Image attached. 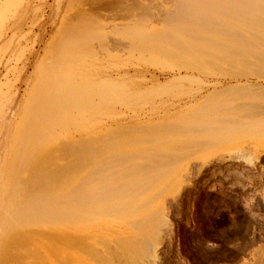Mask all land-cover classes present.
Segmentation results:
<instances>
[{"label":"rangeland","instance_id":"374dc122","mask_svg":"<svg viewBox=\"0 0 264 264\" xmlns=\"http://www.w3.org/2000/svg\"><path fill=\"white\" fill-rule=\"evenodd\" d=\"M236 7L240 18L226 20L245 28L240 36L204 41L228 51L188 48L196 20L186 12ZM262 12L264 0H0V264H129L138 247L136 264H264V156L247 163L254 148H264V128L262 136H237L230 148L218 137L224 117L264 122ZM50 76L56 87L44 88ZM54 91L78 98L66 105L71 112L61 114L67 121L52 130L56 143L45 154L56 147L52 155L67 165L77 142L90 153L96 142L109 143L110 160L98 171L112 181L110 198L119 197L112 203L125 196L121 202L144 207L126 210L127 218L111 214L97 224L99 235L64 236L61 223L45 222L50 227L27 223L30 232L7 236L18 208L8 199L26 108ZM24 204L17 211L27 217Z\"/></svg>","mask_w":264,"mask_h":264},{"label":"bare ground","instance_id":"6f19581e","mask_svg":"<svg viewBox=\"0 0 264 264\" xmlns=\"http://www.w3.org/2000/svg\"><path fill=\"white\" fill-rule=\"evenodd\" d=\"M232 9L233 8H231L229 10L230 12L227 9H225L227 11L218 10V11H210V12L209 11H205V12L203 11L202 12L201 10L198 9L201 13H195L197 11L193 10L194 14L186 12L185 15H187L189 17L194 16L195 20H196L194 29L193 28H191L193 30L189 29L190 36L188 35V37H190L191 41L190 40H188V41H190L191 43L189 42L188 48L192 52L198 51L200 49H206V50H209L211 52L212 50L213 51H217L215 49H219L218 51H220V52H222V54H224L226 51H228L231 47H227L225 45H223L222 47H218V46H215V45L207 44L204 41L206 39V42L209 41L208 43H211L210 40H208L210 38H211V41H214V40L217 41L218 39L219 40H221V39H223V40L225 39L226 40L233 34L236 35V36H240V34L242 32V29H245V28H241L240 27L239 29H241V30H236V28L231 29V27L229 28L230 25H228V24H230V22L227 21L226 19H227V17L233 16V15H236L237 16L236 18H240L238 16L240 15V13H242V10H241V8H237V7L234 8L235 10H233V11H232ZM256 11H258V10H256ZM256 11L254 10V12H249V13H251V15H255V13H257ZM230 13H234V14L229 15ZM262 13L264 14V12H262ZM257 14L260 15L259 12ZM263 14H261V15L264 16ZM215 22H218V23H215ZM196 24L198 26H196ZM212 24H214V26H216L217 24H221V25H217L216 28H218V29H216L215 27H213ZM209 27H211V28L213 27V29H211ZM181 28L178 29V30L179 31L180 30H182V31L184 30L183 32H185L187 30V29L185 30L184 28H182V29ZM215 37H216L217 40L214 39ZM195 39L198 40V41H196ZM212 39H214V40H212ZM166 40L167 39H165V41ZM192 40H195V41L192 42ZM74 46L75 45H73V47ZM184 47L187 49L186 46H184ZM234 47H236V46H234ZM74 48H76V47H74ZM235 49H236V51L240 52V47L239 46L237 48H235ZM51 76L50 77H46V80L44 82V88H46V86H50V85H52V87L55 86L54 85L55 81L52 79L53 77L51 78ZM187 81H188V79H187ZM258 88H259V86H258ZM38 89L40 91V87ZM41 90H43V89H41ZM231 90H229L228 93L227 92H225V93L230 94ZM37 93H38V91H37ZM68 93L69 92H67V94ZM67 94L59 93V92H55L54 91V93H52L50 95L47 94L45 96L43 95L40 100L38 99L37 101H35L34 104L36 103L35 105H37V106L35 107L34 110H32L33 108H31L32 105H30V104L27 106L28 109L26 108V111H28V110L29 111L28 112L25 111L26 113H25V116H24V119H23V124H22L23 127L20 129V133L18 134V148L15 151V158L13 159L14 160L15 172H14V175H13L12 185H14V186L11 189L12 191L10 190L11 191V193H10L11 199H8V200L10 201L11 205H13V204L18 205V208H19V206L20 207L22 206L20 204H22L23 202L26 203V204H24L23 208L26 206L27 209H29V211H28L29 214L26 213L27 212L26 211L25 214H27V217L26 216L23 217L24 213L20 214V211L18 213L17 206L15 207L13 205L14 208L16 209L15 210V212H16L15 214L16 215L14 214L16 217H15V220L13 221V223H12V220L14 218L11 219V222H10L12 224L11 227L9 226L10 225V223H9V225L7 226L8 228H6L5 231H4L5 233L3 232L5 235L7 234V236H8V234H9V236L14 234L15 231H17L16 233L18 234V233L22 232V229H25V230H27V232H30V230L28 231V228L27 229L25 228V227H27L25 225L27 223H28V227L31 226V225L32 226L37 225V223H38V225L34 226L33 228H40V227H44V226L47 228V227H50L52 225H56V224L61 223L59 225H61V227H62V231L61 232L64 234V236H65V234L68 236V235H71L73 233H75V234H81V233L83 234V233H85V235L89 234V233H93V234L95 233L96 235H99L100 232H98L99 229L96 227L97 224H100L101 222H103L106 219H108V217L111 214L112 215L114 214L116 216V214L118 215L120 213L119 215H121L123 212L125 213L126 210H127V213H126L127 215L134 214V213L136 214V213L139 212L141 207L142 208L144 207L142 205L140 206L139 204H138V207H137V205H136L137 204V202H136L137 200H135L136 203L133 201L132 203H134V204L131 203L132 205H130L129 203H126V202H121L122 198H124L125 196L121 198V201H119V202H117L115 204L112 203L114 201H111V198H112V200H114L116 196H117V198H119V197H118V195L115 194L116 196L113 195L114 197L111 196V198H110V195H111L110 194L111 185L109 184L110 180H107V177L105 175H103L102 173H99V171H98V170H100V172H101L103 164L106 163L107 161L109 162V160H110V157H109L110 155H108L110 151H108L109 148L106 147V145H108L109 143L106 144L105 147H100L102 144L100 146H97L98 143L95 140L96 144L94 146H92L94 155L89 158L88 155H87L88 153H90L89 152V150H90L89 147L85 146L84 144H81L80 143L81 141L79 143L77 142L76 143V148H77L76 149V153L78 155L76 154L77 156L75 157V160L72 163L67 164V165H60V163L58 162L59 160L57 161L58 158L54 157L52 155L51 152L53 151V149H56V147L53 148L50 152L45 154L46 150H48V149L45 150V148L47 146L49 148L51 145L56 143V139L55 138L57 136L52 133V130L57 128V127H61L62 124H65L64 121H67V120H64L67 117L66 115L63 116L64 117V119H63L64 121H61V119H62L61 114H65V112L66 113L67 112H71V110L70 111H68V110L65 111L66 105L70 104L71 100H72V102H71L70 105L71 106L74 105L72 103H75L76 100L73 101V98L74 97H76V99L78 98L77 95H70L69 94L71 96V97L69 96L70 99H71L70 100L66 96ZM233 94H235V93L233 92ZM216 95H217V93H216ZM218 95H223V94L220 93ZM83 96H82V98H83ZM209 99H210V97H209ZM39 101H40V103H39ZM85 101H86V99H85ZM76 105H81V104H78V102H77ZM39 107L41 108V110L39 109ZM51 107H52V109H51ZM67 107H70V106L68 105ZM74 108H75V106H74ZM30 109H31V111H30ZM230 109H231V107H230ZM35 110H36V112H35ZM39 110H40V113H42V111L44 110L43 116L41 114H40V116L37 114L39 112ZM63 110H64V112H63ZM33 111H34V113H33ZM231 111H233V110H231ZM29 112L30 113L32 112L34 115H32V113L30 114ZM232 114L234 115V114H238V113H232ZM38 116H39V118H38ZM54 116H56L55 117L56 121L54 120ZM40 117H42V118H40ZM237 117H239V115ZM68 118H66V119H68ZM230 118L229 117H224L225 121L223 120L222 123L223 122H225V123L221 124V125H223V130L219 131V134H220V132H223V133H221V136L220 135L218 136V137H222L223 138L224 141H222V142L228 148H230L231 142L237 136L238 137H242L243 133H246V132L249 135L251 134V136H252L253 135L252 133L256 132L255 134H257L259 132L258 129L261 130V129L264 128V122L263 121L259 122L258 120H256L257 122L256 121H253V122L252 121H249V122H244L243 121L242 122L240 119L237 120V119L233 118V119H235V120H233V119H230ZM248 118H251V117H248ZM261 118L264 119L263 117H261ZM61 122H63V123L61 124ZM262 132H264V130H262ZM262 132L260 134L259 133L258 134L261 135ZM214 134H215V132H214ZM214 134L212 132V135H214ZM212 135L210 134V136H212ZM217 135L218 134H216V138H217ZM255 136H257V135H255ZM249 138H251V137H249ZM95 139H96V137H95ZM238 139H240V138H238ZM259 139H261V138H259ZM15 144H16V142H15ZM60 144H63V143H59V145ZM66 146L68 147V145H66ZM60 147H62V146H60ZM69 149H66V147H63V149H61V150H63V151H61V153H67V150H68V153H70ZM252 150H253V148H252ZM253 151H252L253 154L247 155V157H248V160H247L248 162L247 163L250 164V165L253 163L254 160H259L260 159V155L264 156V148H262V149L254 148ZM93 152H91L90 155H92ZM49 153H51V154L49 155ZM68 153L66 155H69ZM112 153H114V152H112ZM231 153H228V154H231ZM67 159H71V158L68 157ZM9 164H10V162H9ZM253 166H255V164H253L252 167ZM9 167H10V165H9ZM89 167H90V170H89L90 172L88 171ZM109 168L111 169L110 165H109ZM112 168H113V166H112ZM86 170L90 174L88 173V175H84L83 173H86L85 172ZM104 171H105V169H104ZM124 176H122V177H124ZM126 177H127V174H126ZM110 182H112V181H110ZM113 184H114V187H115L116 186L115 183H113ZM121 185H120V188H121ZM124 186L126 187V184ZM124 186H122V187H124ZM121 189H123V188H121ZM125 189H124V191H125ZM140 191L141 190H138V192H140ZM138 192H133L134 193V197H133V195H130V196L133 197V199H135V198H137L135 196V194L138 193ZM140 193H142V191ZM120 194H122V191H121ZM122 195H120V197ZM124 195H127V194L125 193ZM10 196H9V198H10ZM126 197H128V195ZM124 201H125V199H124ZM128 204H129V206H127ZM134 205H136V206H134ZM132 206H134V207H132ZM140 212H141V210H140ZM8 213H9V210H8ZM10 213H12V212H10ZM17 214H18V217H17ZM40 214H41V216H43L45 218L41 219V218L38 217V219L39 220L41 219L43 221L45 220L44 223L48 222V224L50 223L49 224L50 226L48 224H46V223L43 226L42 225L39 226L41 220H40V222L35 221V220H38V219H35V217L39 216ZM124 216H125V214H124ZM128 217H130V216H128ZM53 218L54 219L56 218L57 222ZM16 219H18V220H16ZM52 219L54 220V222L52 221ZM43 221H42V223H43ZM54 223H56V224H54ZM24 225H25V227H24ZM46 225H48V226H46ZM90 226L93 227V229L95 230L94 232L90 231V230H92V229H89ZM57 227H58V225H57ZM59 227H58V230L60 229ZM25 230H24V233H27V232H25ZM128 230H129V228H128ZM32 232L34 233V231H32ZM21 235H23V232H22ZM13 236H15V234ZM91 238H92V236H91ZM81 239H83V238H81ZM87 239H90V238H87ZM93 240L96 241L95 238ZM122 240L124 241V239H121V241ZM130 240L132 241V239H130ZM137 240H138V238H137ZM97 241H99V240H97ZM121 241L119 240V242H121ZM123 241L121 243H123ZM131 241H129V239H128L129 243ZM125 242H127V241H125ZM116 243H118V240H117ZM134 243H136V245H137V242H135V239H134ZM130 244L132 246V243H130ZM117 245L119 246V244H117ZM121 246L122 247L119 246L118 249L119 248L123 249L127 245H125V246L121 245ZM134 246H135V244H134ZM103 247H104V249L107 248L105 246H103ZM127 247H125L124 249H128L129 248V247L128 248ZM137 247L138 246H136V248ZM136 248H134V249H136ZM138 248L136 249V252H138V253H136L135 250H134V252H131V254L135 253L134 255L132 254L133 257H132L131 254H130L131 256L130 255H126V256H130V258H132L130 260L131 262H132V260L134 258V262H132V263L137 262V261H135V259L137 260V258H138L137 256L139 254V249H140V248L139 249ZM144 248H143V251L145 250ZM129 249L131 250V248H129ZM115 250H116V252H118L116 247H115ZM115 250H112V252H114ZM105 251H106V249H105ZM126 252L128 254V250H126ZM96 253H97V251H96ZM91 254L92 253H90V255ZM101 254H98L97 256L100 255V258H101ZM95 255L93 253L92 256H94V258H95ZM106 258L107 257L105 255L104 259H106ZM97 260H98V258H97ZM113 260L115 261L114 258L112 259V261ZM105 261H103V262H105Z\"/></svg>","mask_w":264,"mask_h":264}]
</instances>
